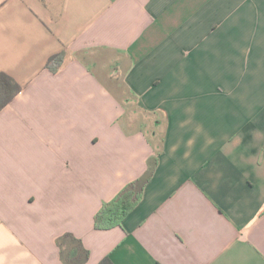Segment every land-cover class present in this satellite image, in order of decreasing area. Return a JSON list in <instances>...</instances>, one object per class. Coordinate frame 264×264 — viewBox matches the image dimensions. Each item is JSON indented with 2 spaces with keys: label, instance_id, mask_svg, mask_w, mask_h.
<instances>
[{
  "label": "crops",
  "instance_id": "obj_1",
  "mask_svg": "<svg viewBox=\"0 0 264 264\" xmlns=\"http://www.w3.org/2000/svg\"><path fill=\"white\" fill-rule=\"evenodd\" d=\"M0 73V264H264V0H0Z\"/></svg>",
  "mask_w": 264,
  "mask_h": 264
},
{
  "label": "trees",
  "instance_id": "obj_2",
  "mask_svg": "<svg viewBox=\"0 0 264 264\" xmlns=\"http://www.w3.org/2000/svg\"><path fill=\"white\" fill-rule=\"evenodd\" d=\"M63 53H59L49 58L47 67L51 72L56 69L62 62ZM21 91V86L5 73H0V111L13 97ZM142 186L136 183L126 186L110 202L103 204L101 209L94 216V228L96 230H109L120 227L123 220L131 213L141 199ZM99 264H113L106 257Z\"/></svg>",
  "mask_w": 264,
  "mask_h": 264
}]
</instances>
